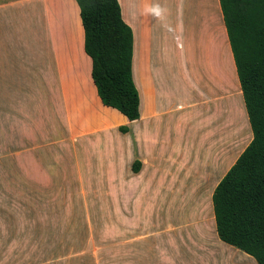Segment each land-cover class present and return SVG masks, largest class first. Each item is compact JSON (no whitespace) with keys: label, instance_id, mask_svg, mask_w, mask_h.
Segmentation results:
<instances>
[{"label":"crops","instance_id":"obj_1","mask_svg":"<svg viewBox=\"0 0 264 264\" xmlns=\"http://www.w3.org/2000/svg\"><path fill=\"white\" fill-rule=\"evenodd\" d=\"M119 2L134 121L98 95L77 0L0 1V264H258L216 228L214 190L253 139L220 0ZM184 203L194 222L142 229ZM116 205L123 245L85 251L122 255L81 262V213Z\"/></svg>","mask_w":264,"mask_h":264},{"label":"trees","instance_id":"obj_2","mask_svg":"<svg viewBox=\"0 0 264 264\" xmlns=\"http://www.w3.org/2000/svg\"><path fill=\"white\" fill-rule=\"evenodd\" d=\"M77 3L101 101L129 121L138 119L140 95L132 69L134 33L123 18L119 0ZM220 3L253 139L214 190L216 228L221 240L264 264V0ZM128 130L120 127L122 132Z\"/></svg>","mask_w":264,"mask_h":264},{"label":"rangeland","instance_id":"obj_3","mask_svg":"<svg viewBox=\"0 0 264 264\" xmlns=\"http://www.w3.org/2000/svg\"><path fill=\"white\" fill-rule=\"evenodd\" d=\"M4 1V0H0ZM228 64V62H227ZM235 89V88H234ZM235 91V90H234ZM203 128V124L201 125ZM191 205L185 204L184 207L178 206L179 204H171L170 206L161 207L157 204L155 207L150 206L147 216L144 219L143 230H155L165 227L168 222L178 223L179 221L194 222V215L198 213L195 211V204ZM174 205V206H173ZM183 207V208H181ZM198 206H196L197 209ZM123 210V205L121 206ZM113 215H99L100 219L97 220H85L83 213H81L80 222V246H81V256L80 260L83 261H96V260H115L119 259L118 256L122 254L116 252H93L90 248L96 247H111L123 245V214L117 215L119 213V206H113ZM148 210V208H147ZM123 212V211H122ZM183 214V215H182ZM185 214V215H184ZM121 219H117V218ZM186 217V218H185ZM168 220V221H167ZM194 227V225H193ZM90 251H85L87 248Z\"/></svg>","mask_w":264,"mask_h":264}]
</instances>
